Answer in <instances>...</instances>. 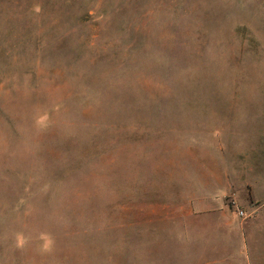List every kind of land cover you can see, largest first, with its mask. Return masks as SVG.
Wrapping results in <instances>:
<instances>
[{"label":"rangeland","instance_id":"rangeland-1","mask_svg":"<svg viewBox=\"0 0 264 264\" xmlns=\"http://www.w3.org/2000/svg\"><path fill=\"white\" fill-rule=\"evenodd\" d=\"M261 195L264 0H0V264H264Z\"/></svg>","mask_w":264,"mask_h":264},{"label":"crops","instance_id":"crops-1","mask_svg":"<svg viewBox=\"0 0 264 264\" xmlns=\"http://www.w3.org/2000/svg\"><path fill=\"white\" fill-rule=\"evenodd\" d=\"M258 182H259V179H256V193H258V194H261V193H259V187H258ZM245 189H246V193H247V187H244ZM257 194V195H258ZM259 196V195H258ZM257 202H259L258 203V206L256 207V208H246L247 209V211L248 212H251V217L250 218H244L243 219V221H245L246 220V222H245V224L243 225H241V228L240 229H238V227H236V229L235 230H233V232H235V236H238V233H240L241 234V236H244V233L245 232H247L248 230H252V231H254L255 232V234H256V236H258L259 234H258V229H257V223L255 224L254 222H255V220L257 219V215H258V213L260 212V210L263 208L264 209V195H261V199H260V201H257ZM222 208H224V207H222ZM264 212V211H263ZM223 213V212H222ZM224 217V216H223ZM263 220H264V216H263V218H262ZM232 232V233H233ZM224 234H225V231H224ZM226 235V234H225ZM257 243V242H256ZM238 251V250H237Z\"/></svg>","mask_w":264,"mask_h":264},{"label":"built area","instance_id":"built-area-1","mask_svg":"<svg viewBox=\"0 0 264 264\" xmlns=\"http://www.w3.org/2000/svg\"><path fill=\"white\" fill-rule=\"evenodd\" d=\"M240 216H244V214L242 212H240Z\"/></svg>","mask_w":264,"mask_h":264}]
</instances>
